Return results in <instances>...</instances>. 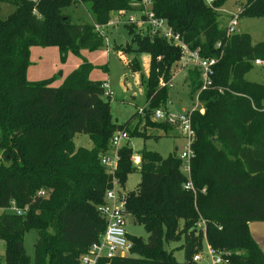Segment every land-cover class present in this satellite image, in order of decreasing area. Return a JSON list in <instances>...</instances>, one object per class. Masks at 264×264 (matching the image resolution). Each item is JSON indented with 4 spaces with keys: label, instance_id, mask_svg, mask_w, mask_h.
<instances>
[{
    "label": "trees",
    "instance_id": "1",
    "mask_svg": "<svg viewBox=\"0 0 264 264\" xmlns=\"http://www.w3.org/2000/svg\"><path fill=\"white\" fill-rule=\"evenodd\" d=\"M228 1L209 6L205 0H151L155 15L190 50L219 61L212 86L203 91L199 70L189 68L188 96L193 100L198 94L201 106L191 115L196 137L189 177L176 150L164 158L143 149L141 164L134 166L130 142L120 148L116 177L121 186L128 175L141 176L137 191L128 193L126 213L148 238L128 236L133 243L129 256L97 264H198L192 259L204 241L228 264H264V251L249 230L251 223L264 222V85L245 77L256 60L264 63V42L254 45L246 34L226 37L219 10ZM2 4L12 11L0 15V242L6 246L0 264H80L106 230L99 208L111 175L101 157L119 131L130 139H156L148 131L177 130L153 116L168 111L172 69L184 54L125 25L136 47L116 50L133 73L140 65L126 63L123 52L149 55L150 69L141 76L144 112L118 124L103 83L85 75L58 87L56 76L28 81L30 50L56 47L62 63L69 52L100 50L105 36L95 25L105 28L115 14L137 11V1L0 0V11ZM78 4L90 21L74 18ZM233 4L243 10L241 17H264V0ZM76 134L88 135L92 147L78 148ZM188 183L194 191L185 189ZM12 202L26 213L6 211ZM30 231L37 236L33 262L24 247ZM170 243H181L184 262L167 249Z\"/></svg>",
    "mask_w": 264,
    "mask_h": 264
},
{
    "label": "rangeland",
    "instance_id": "2",
    "mask_svg": "<svg viewBox=\"0 0 264 264\" xmlns=\"http://www.w3.org/2000/svg\"><path fill=\"white\" fill-rule=\"evenodd\" d=\"M243 1V0H240ZM234 0L228 1L221 10H236V6L233 4ZM235 6V7H234ZM232 10V11H233ZM12 11V8L7 4L1 5L0 15L1 17H7ZM121 13L114 15V24L103 28L105 36L104 47L97 51H87V55H92L91 59L97 61L99 67L98 80L103 81V86L107 84L105 91L111 93L110 96V108L111 115L114 121L118 124H124L127 122L136 112L143 109L145 106V85H141V76L146 77L150 69V56L147 54L130 53L129 55L123 52L126 57V63L140 65V71L133 73L126 65L120 56V53L116 48L126 47L129 45L131 49H135V44L132 43V37L129 34L128 28L125 26V19L130 16H135V13H128L126 15H120ZM221 14H223L221 12ZM82 18L83 20L90 21V17L86 11L85 6L78 4L75 9L74 18ZM222 21V19H221ZM224 22H222V26ZM136 30L139 31L137 28ZM136 32V31H135ZM137 33V32H136ZM238 34L249 35L252 43L258 44L264 42V17H241L239 20ZM76 57V56H75ZM48 67L54 68L52 76H56V82H61V73L66 69V65L61 63L59 59L48 57ZM76 59H79L78 56ZM160 60V59H159ZM68 61V60H67ZM65 61V62H67ZM69 62H67L68 64ZM56 64V65H54ZM45 67V70L48 69ZM189 67L185 65L184 60L181 59L174 68L172 69V78L169 85L171 89V98L168 104V112L182 116L185 112L195 111L200 109V105L197 102V95L192 99L189 98L188 94L190 91L189 87ZM246 79L250 82H255L264 85V65L253 66L246 73ZM55 82V83H56ZM54 86L58 87V84ZM105 99L108 97L105 95ZM149 134L157 136L154 139H142L134 138L130 139V147L133 149L134 154L138 155L143 149L150 152H157L162 157L166 158L172 154L175 150L178 155L182 154L187 147V142L184 140L181 133L177 130L164 133L163 131H148ZM75 144L78 148H91L92 143L89 136L86 134H76L74 137ZM141 181L139 173L130 174L127 177L125 184V191L128 193L136 192ZM249 230L256 234L255 238L260 240L261 248L264 251V222H254L249 226ZM125 231L128 236L147 239L148 235L144 228L134 223L131 216L126 217ZM37 236L35 232L30 231L25 234L24 247L27 255L31 261H34L35 257V241ZM167 249L173 251L174 257L178 262H184L185 253L181 248V243H170L166 245ZM6 246L3 242H0V255L5 254ZM203 255H207L208 248L204 241L202 247Z\"/></svg>",
    "mask_w": 264,
    "mask_h": 264
},
{
    "label": "built area",
    "instance_id": "3",
    "mask_svg": "<svg viewBox=\"0 0 264 264\" xmlns=\"http://www.w3.org/2000/svg\"><path fill=\"white\" fill-rule=\"evenodd\" d=\"M31 1L37 4L40 0ZM205 1L209 6H212L214 3V0ZM137 3L136 7H138V10L133 12L136 15L126 18L125 24L134 26L143 34H148L151 37H159L166 40L169 44L179 47L183 51L184 55L182 59L185 65L189 68H196L199 70L202 81L201 91L210 88L213 84L215 66L219 59L203 58L200 56L199 50H190L183 42L180 34L176 33L165 19L155 15L152 11L151 0H142ZM220 12L228 14L229 16L224 27L226 37L231 38L237 35L239 20L243 10L237 8L232 12H227L225 10H221ZM126 14L128 13L122 12L120 15ZM114 21L115 20H112L107 26L114 24ZM103 28L104 27L95 25V29L104 35ZM217 47H220V44H218ZM255 65L262 66L264 63L260 60H256ZM103 87L106 90L108 86L105 84ZM220 92L223 93L222 91ZM105 95L110 98L111 93L109 90L105 91ZM144 109L145 107L139 110V113L142 114ZM192 113L193 111L185 112L182 116H176L168 111L157 110L153 116V120L158 123L162 122L174 126L187 142L185 151L180 154L179 157L183 162V173L188 177L190 176V160L193 157L192 147L196 137L195 130L192 126ZM128 142H130V138L125 131L117 132L111 140L110 151L101 157L100 161L102 166L107 170L108 174L111 175V185L105 193V203L99 208L100 215L106 221V230L100 236L99 241L92 245L89 251L80 258V264H97L100 259L112 260L117 257H127L130 255L133 248V243L129 240L128 234L125 231V222L128 216L126 213L128 192L125 191L116 177L119 150ZM131 161L134 166H139L141 164V157L139 155H133ZM185 189L194 191L191 183H188ZM44 195V192H39V196ZM6 211L13 212L18 216H22L26 213V210L17 208L14 202L10 204V207L7 208ZM207 248V255H203L202 251H200L193 256V262L198 264H228V261L215 252L210 246L207 245Z\"/></svg>",
    "mask_w": 264,
    "mask_h": 264
},
{
    "label": "crops",
    "instance_id": "4",
    "mask_svg": "<svg viewBox=\"0 0 264 264\" xmlns=\"http://www.w3.org/2000/svg\"><path fill=\"white\" fill-rule=\"evenodd\" d=\"M232 10L233 9H230V10L225 9V11L227 12H232ZM228 18H229L228 14L223 13L221 15L222 22H224V25L222 27H225ZM86 52L87 51L83 50V51H80L78 54H74L72 52L68 53V56H67L68 61L67 60L66 61L69 63L68 64L67 62L63 63L66 65L67 68L64 69L61 73V78H60L61 82L59 83L55 81L56 83H54V85L58 84V86H64L67 80H69V78L78 77L80 75H85L87 79H90L92 81L103 83V81L101 82V80H98L99 79L98 78V74H99L98 64L99 63L97 61L92 60L91 59L92 55H87ZM50 56H52V58H56V60L57 59L60 60V53H59L58 48L56 47H49V48L32 47L31 48L30 50L31 65L27 71L28 81L39 82V81L47 80V79L54 77L52 76L55 71L54 68L52 69L49 68L47 64L48 63L47 58ZM77 56L79 59L75 60ZM255 66H261V65H255ZM45 67H48V69L45 70ZM250 233L252 237L254 238V240L258 243V245L261 248L262 246H261L260 240H257L255 238L256 234H253L251 231Z\"/></svg>",
    "mask_w": 264,
    "mask_h": 264
},
{
    "label": "water",
    "instance_id": "5",
    "mask_svg": "<svg viewBox=\"0 0 264 264\" xmlns=\"http://www.w3.org/2000/svg\"><path fill=\"white\" fill-rule=\"evenodd\" d=\"M133 1L141 2L142 0H133Z\"/></svg>",
    "mask_w": 264,
    "mask_h": 264
}]
</instances>
